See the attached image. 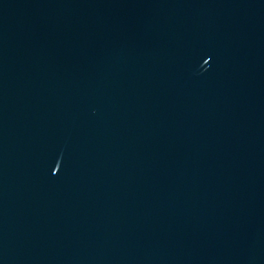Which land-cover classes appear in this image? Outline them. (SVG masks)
Returning <instances> with one entry per match:
<instances>
[{
    "label": "water",
    "instance_id": "95a60500",
    "mask_svg": "<svg viewBox=\"0 0 264 264\" xmlns=\"http://www.w3.org/2000/svg\"><path fill=\"white\" fill-rule=\"evenodd\" d=\"M0 264H264V0H0Z\"/></svg>",
    "mask_w": 264,
    "mask_h": 264
}]
</instances>
